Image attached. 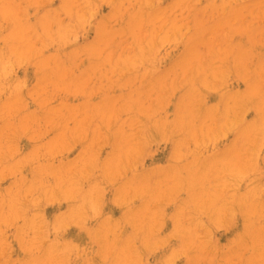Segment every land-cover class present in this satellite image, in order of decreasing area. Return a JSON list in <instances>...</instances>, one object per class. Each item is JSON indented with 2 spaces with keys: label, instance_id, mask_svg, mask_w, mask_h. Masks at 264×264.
Wrapping results in <instances>:
<instances>
[{
  "label": "rangeland",
  "instance_id": "1",
  "mask_svg": "<svg viewBox=\"0 0 264 264\" xmlns=\"http://www.w3.org/2000/svg\"><path fill=\"white\" fill-rule=\"evenodd\" d=\"M183 1L4 0L0 264H264V0Z\"/></svg>",
  "mask_w": 264,
  "mask_h": 264
},
{
  "label": "bare ground",
  "instance_id": "2",
  "mask_svg": "<svg viewBox=\"0 0 264 264\" xmlns=\"http://www.w3.org/2000/svg\"><path fill=\"white\" fill-rule=\"evenodd\" d=\"M184 1H185V0H184ZM184 1H183V2H184ZM187 1H189V0H187ZM195 1H196V0H195ZM213 1H214V0H213ZM220 1H221V0H219L218 2L220 3ZM232 1H233V0H232ZM253 1H254V0H253ZM222 2H224V1H222ZM222 2H221V3H222ZM225 2H226V1H225ZM227 2H229V1H227ZM230 2H231V0H230ZM248 2H250V1H248ZM248 2H245V3H248ZM184 3H186V2H184ZM215 3H216V2H215ZM221 3H220V5H221ZM232 3H233V2H232ZM258 3H259V2H258ZM194 4H195V3H194ZM212 4H213V3H212ZM225 4H226V3H225ZM236 4L238 5V3H236ZM236 4H235V5H236ZM250 4H251V3H250ZM220 5H219V6H220ZM223 5H224V4H223ZM223 5H221V6H223ZM235 5H234L233 7H235ZM214 6L217 7V5H214ZM221 6H220V10L224 11V10L226 9L225 5H224L225 9H224V8L221 9ZM238 6H239V5H238ZM243 6H244V4H243ZM252 6H253V5H252ZM259 6H260V5H259ZM231 9H232V8H231ZM235 9H236V7L234 8V10H235ZM239 9H240V8H239ZM191 10H192V9H191ZM199 10H200V9H199ZM236 10H237V9H236ZM246 10H247V9H246ZM204 11H205V10H204ZM212 11H213V10H212ZM216 11H218V9H217ZM222 11H221V12H222ZM242 11H244V10H242ZM192 13L194 14L195 12H192ZM224 13H225V12H224ZM263 13H264V10H263ZM203 14H204V13H203ZM216 14H217V16H215V18L218 17V12H217ZM216 14H215V15H216ZM220 14H221V13H220ZM220 14H219V15H220ZM242 14H243V15H242ZM242 14H241L242 17H245V16H244V15H245V12L242 13ZM195 15H196V14H195ZM213 16H214V15H213ZM213 16L211 15V18H212V19H213ZM195 17H196V16H195ZM231 17H232V16H231ZM211 18H210V19H211ZM215 18H214L213 20H215ZM253 18H254V17H253ZM253 18H252V19H253ZM207 19H208V18H207ZM230 19H235V17H234V18H230ZM242 19H244V18H242ZM199 20H200V18L198 19V21H199ZM219 21H221V17H220V20H219ZM228 21H229V20H228ZM231 21H232V20H231ZM233 21H234V20H233ZM236 21H237V20H236ZM240 21H241V20H240ZM249 21H250V20H249ZM249 21H248V22H249ZM203 22H204V21H203ZM241 22H242V21H241ZM255 22H257V21H255ZM205 23H206V22H205ZM207 23H208V22H207ZM207 23H206V25H207ZM236 23H237V22H236ZM239 23H240V22H239ZM200 24H201V23H200ZM203 24H204V23H203ZM203 24H201V25H203ZM219 24H220V23H219ZM229 24H230V23H229ZM247 24H248V23H247ZM250 24H251V22H250ZM253 24H254V23H253ZM253 24H252V25H253ZM216 25H217V24H216ZM197 26H198V24H197ZM211 26H212V25H211ZM211 26H210V27H211ZM258 26H259V25H258ZM214 27H215V26H214ZM240 27H241V26H240ZM188 28H189V27H188ZM246 28H247V27H246ZM189 29H190V28H189ZM255 29H256V28H255ZM230 31H231V30H230ZM205 33H207V32H205ZM213 33H214V32H213ZM228 33H230V32H228ZM251 33H253V32H251ZM256 33H257V32H256ZM257 34H258V33H257ZM203 35H205V34L203 33ZM209 35H210V34H209ZM236 35H237V34H236ZM210 36H211V35H210ZM260 37H261V36H260ZM208 38H209V37H208ZM233 38H234V37H233ZM230 39H232V38H230ZM241 39H242V38H241ZM250 39H252V38H250ZM257 39H258V38H257ZM226 40H229V39L227 38ZM226 40H225V41H226ZM235 40H236V39H235ZM235 40H234V41H235ZM239 40H240V39H239ZM197 41H198V40H197ZM240 41H241V40H240ZM261 41H262V40H261ZM199 42H201V41H199ZM202 42H203V41H202ZM206 42H207V41H206ZM206 42H205L204 44L207 46V43H206ZM211 42L213 43V41H211ZM226 42H227V41H226ZM226 42H225V43H226ZM232 42H233V41H232ZM228 43H229V42H228ZM228 43H227V44H228ZM247 43H248V42H247ZM196 44H197V43H196ZM201 44H202V43H201ZM210 44H211V43H210ZM213 44H214V43H213ZM245 44H246V43H245ZM208 45H209V44H208ZM246 45H247V44H246ZM254 45H255V44H254ZM194 46L196 47L195 44H194ZM202 46H203V45H202ZM206 46H205V47H206ZM211 46H212V44L209 46V48H210ZM191 47H192V46H191ZM207 47H208V46H207ZM215 47H216V45L214 46V48H215ZM255 47H256V46H255ZM263 47H264V46H263ZM196 48H197V47H196ZM196 48H195V53H196V51H197ZM192 49L194 50L193 47H192ZM210 49H211V51H212V47H211ZM256 49H257V48H256ZM259 49H260V47H259ZM262 49H263V48H262ZM262 49H261V50H262ZM207 50L209 51V49H207ZM252 50H253V49H252ZM193 52H194V51H193ZM193 52H192L191 50H189V52L186 53L185 60H184V64L181 65L182 68H184V67L186 66L187 61L190 60L191 55H192ZM195 53H194V54H195ZM198 53H199V52H198ZM207 53L210 54V51L207 52ZM196 54H197V53H196ZM199 54H200V53H199ZM229 54H230V53H229ZM238 54H239V53H238ZM207 55H208V54L205 53V54L203 55V57H204V56L206 57ZM198 56H199V55H198ZM203 57H201V55H200L199 57L196 58L197 61L199 62L198 65H197L198 67H201V66H202V63H201V62H203L202 60H204V59H202ZM255 57H256V56H255ZM236 59H237V58H236ZM205 60H206V59H205ZM205 60H204V62H205ZM230 61H231V60H230ZM247 61H248V60H247ZM222 62H223V61H222ZM225 62H226V61H225ZM226 63H227V62H226ZM238 63H240L243 67H245V63H246V61H245V59H243V60L239 61ZM251 64H252V63H251ZM256 64H258V63H256ZM194 65H195V67H196V64H195V63H194ZM252 65H253V64H252ZM252 65H251V66H252ZM213 66H214V65H213ZM225 66H226V65H224V67H225ZM239 66H240V65H239ZM229 67H230V66H229ZM248 67H249V66H248ZM222 68H223V67H222ZM231 69H232V68H231ZM221 71H222V70H221ZM227 71H228V70H227ZM232 71H233V70H232ZM262 71H264V70H262ZM218 72H219V74H220V71H219V70H218ZM257 72H258V71H257ZM214 73H215V71H214ZM228 73H229V72H228ZM228 73H226V75H227ZM252 73H253V72H252ZM258 73H259V72H258ZM229 74H231V72H230ZM229 74H228V75H229ZM255 74H256V73H255ZM207 75H208V74H207ZM216 75H217V73H216ZM228 75H227V76H228ZM249 75H250V74H249ZM259 75H260V74H259ZM262 75H263V74H262ZM262 75H261V77H260L261 79H262ZM214 76H215V75H214ZM222 76H223V74H222ZM222 76H220V77L222 78ZM227 76H226V77H227ZM220 77H219V79H221ZM255 77H256V76H255ZM258 77H259V76H258ZM258 77H257V79L259 80ZM263 77H264V76H263ZM198 78H199V77H198ZM244 79H245V78H244ZM249 79H250V78H249ZM257 79H256L255 81H258ZM198 80H199V79H197V81H198ZM216 81H217V79H216ZM216 81H215V82H216ZM229 81H230V80H229ZM262 81H263V80H262ZM222 82H223V80H222ZM220 83H221V82H220ZM230 83H231V81H230ZM258 83H260V82L258 81ZM221 84H222V83H221ZM225 84H226V82H225ZM231 84H232V83H231ZM191 85H192V84H191ZM219 86H220V85H219ZM227 86H228V85H227ZM229 86H230V85H229ZM190 87H191V86H190ZM194 87H196V86H194ZM194 87H193V88H194ZM221 87H222V86H221ZM199 88H200V87H199ZM204 88H205V90L207 89L206 87H204ZM225 88H226V87H225ZM259 88H260V84H259ZM262 88H263V87H262ZM262 88H260V90H262ZM199 90H200V89H199ZM222 90H223V89H222ZM263 90H264V89H263ZM252 92H256L255 89H252ZM241 93H242V92H241ZM241 93H240V94H241ZM263 97H264V94H263ZM245 98H247V97H245ZM251 99H252V98H251ZM228 101H229V100H228ZM237 101H238V100H237ZM245 101H246V100H245ZM236 103H237V102H236ZM248 103H249V102H248ZM251 103H252V102H251ZM198 104H199V102H198ZM249 104H250V103H249ZM219 105H220V104H219ZM236 105H237V104H236ZM247 105H248V104H247ZM200 106H201V105H200ZM256 106H257V105H256ZM260 106H261V105H260ZM199 108H200V107H199ZM220 108H221V107H220ZM233 108H234V107H233ZM239 108H241V107H238V109H239ZM205 109H206V108H205ZM208 109H209V108H208ZM211 109H212V108H211ZM234 109H236V107H235ZM246 109H248V107H247ZM238 111H239V110H238ZM243 111H244L243 114H245V110H244V109H243ZM243 111H242V112H243ZM246 111H247V110H246ZM215 112H216V111H215ZM230 112H231V110H230ZM191 113H192V112H191ZM195 113H196V112H195ZM235 113L237 114L236 111H235ZM251 113H252V112H251ZM204 114H205V113H204ZM215 114H216V113H214V115H215ZM229 114H230V113H229ZM243 114H242V115H243ZM183 115H184V114H183ZM193 115H194V114H193ZM225 115H226V114H225ZM225 115H224V116H225ZM242 115H241V117H242ZM180 116H181V115H180ZM231 116H232V114H231ZM234 116H235V115H234ZM237 116H238V115H236V117H237ZM217 117H218V116H217ZM221 117H222V116H221ZM236 117H234V118L237 119ZM241 117H240V118H241ZM222 118H223V117H222ZM242 118H243V117H242ZM204 119H206V118H204ZM225 119H226V118H225ZM225 119H224L223 121H225V123H226L227 120H225ZM231 119H233V118L231 117ZM253 119H254V118H253ZM206 120H207V119H206ZM237 120H238V119H237ZM182 121H183V120H182ZM240 121H241V120H239V122H240ZM230 122H231V121H230ZM182 123H183V122H182ZM227 123H228V121H227ZM227 123H226V124H227ZM231 123H232V122H231ZM231 123H228L229 126H233V124L230 125ZM184 124H185V122H184ZM228 124H227V125H228ZM258 125H259V127H261V126H260V123H259ZM234 126H235V125H234ZM247 126H248V125H247ZM186 127H187V126H186ZM201 128H202V127H201ZM201 128H200V130H201ZM244 128H245V127H244ZM262 128H264V126H263ZM231 129H232V128H231ZM194 131H195V130H194ZM251 131H252V129H251ZM261 132H264V131L262 130ZM187 133H189L188 130H187ZM173 135H174V134H173ZM175 135H176V134H175ZM202 135H203V133H202ZM238 135H239V134H238ZM240 135H241V134H240ZM249 135H250V134H249ZM116 136H117V135H116ZM196 136L198 137V135H196ZM235 137H236V136H235ZM242 137H243V136H242ZM195 138H196V137H195ZM186 139H187V138H186ZM242 139L244 140V138H242ZM252 140H253V141H252V145H253V144H254L253 142L255 141V137H254V139H252ZM234 141H235V139H234ZM244 141H245L244 143H246V144L248 145V143L246 142V138H245ZM187 142H188V139H187ZM186 145H187V144H186ZM186 145H185V146H186ZM239 145H240V144H239ZM242 145H243V143H242ZM187 146H188V145H187ZM237 146H238V145H237ZM240 146H241V145H240ZM243 146L245 147V144H244ZM244 147H243V149H246V147H245V148H244ZM187 148H188V147H187ZM235 148H236V147H235ZM239 149H240V147H238L237 151H238ZM237 151H236V149H235L234 152L232 153V158H236V160H237L238 157H239V156H237V155H239V154L241 153V152H239V154H237ZM246 151H247V150H246ZM245 153L247 154V152H245ZM257 154H258V153H257ZM255 155H256V154H255ZM236 156H237V157H236ZM247 156H248V155H247ZM256 156H257V155H256ZM222 157H223V156H222ZM243 157H244V156H243ZM245 157H246V156H245ZM180 158H181V157H180ZM188 158H189V157H188ZM244 159H245V158H244ZM257 159H258V158H257ZM248 160H249V159H248ZM244 161H247V157H246V160H244ZM259 162H261V161H259ZM184 163H185V162H184ZM196 163H197V161H196ZM221 164H222V162H221ZM261 164H262V163H261ZM261 164H260V165H261ZM230 165H231V164H230ZM239 165H240V164H239ZM209 166H210V165H208V167L206 166V169L203 171L202 176H205V175L207 174V172L210 170V167H209ZM227 166H228V165H227ZM244 166H246V165H244ZM247 166H248V164H247ZM262 166H263V165H262ZM199 167H201V166H199ZM219 167H220V166H219ZM221 167H223V166H221ZM260 167H261V166H260ZM202 168H203V165H202ZM232 168H233V167H232ZM242 168H244V167H242ZM246 168H247V167H246ZM233 169H234V168H233ZM226 170H227V169H226ZM226 170H225V171H226ZM183 171H184V170H183ZM237 171H238V170H237ZM242 171H243V169H242ZM182 173H183V172H182ZM227 173H228V172H227ZM231 173H233V172L231 171ZM237 174H238V173H237ZM237 174H236V175H237ZM239 174H242V175H243V172H241V173H239ZM244 174H245V173H244ZM196 175H197V174H196ZM179 177H180V176H179ZM231 177L233 178V176H231ZM235 177H236V176H235ZM238 177H241V175H239ZM261 178H263V177H261ZM177 179H179V178L177 177ZM233 179H234V178H233ZM233 179H232V181H233ZM257 179H258V178H257ZM234 180H236V178H235ZM239 180H241V179H239ZM255 180H256V179H255ZM236 181H237V180H236ZM183 182H184V180H183ZM186 183H187V181H186ZM228 183H229V182H228ZM228 183H227V184H228ZM236 183H239V181H238V182H235V185H236ZM187 184H188V183H187ZM195 185H196V184H195ZM182 186H183V185H182ZM237 186H238V185H237ZM262 187H263V185H262ZM262 187H261V188H262ZM142 188H143V187H142ZM195 188H197V187H195ZM229 188H231V187H229ZM239 188H240V187H239ZM263 189H264V187H263ZM239 190H240V189H239ZM241 190H242V189H241ZM253 190H254V189H253ZM259 190H260V189H259ZM263 191H264V190H263ZM194 195H195V194H194ZM228 197H229V196H228ZM190 198H191V197H190ZM188 200H189V199H186V200H184V201H188ZM227 201H228V200H227ZM225 203H226V201H225ZM228 203H229V201H228ZM232 203H233V202H232ZM204 204H205V203H204ZM204 204H202V205H204ZM233 204H235V203H233ZM255 204H256V203H255ZM183 205H184V204H183ZM204 206H205V205H204ZM204 206H203V207H204ZM223 206H224V205H223ZM226 206H228V205H226ZM233 206H234V205H233ZM254 206H255V205H254ZM240 207H241V206H240ZM225 208H226V207H225ZM223 210H225V209H223ZM233 210H234V209H233ZM221 211H222V210H221ZM223 212H225V211H223ZM236 212H237V211H236ZM253 212H254V211H253ZM219 214H220V213H219ZM224 214H225V213H224ZM235 214H236V213H235ZM250 214H251V213H249V215H250ZM263 214H264V212H263ZM263 214H262V215H263ZM228 215H230V214H228ZM224 216H225V215H224ZM238 216H239V214H238ZM153 217H154V216H153ZM192 217H193V216H192ZM210 217H211V216H210ZM249 217H250V216H249ZM76 218H77V217H76ZM174 218H175V217H174ZM193 218H195V217H193ZM235 218H237V216H236ZM133 219H134V218H133ZM197 219H198V218H197ZM127 220H128V219H127ZM245 220H246V219H245ZM260 220H261V219L259 218V221H260ZM262 220H263V219H262ZM133 221H134V220H133ZM197 221H198V220H197ZM210 222H211V221H210ZM238 222H239V221H238ZM262 222H263V221H262ZM29 223H30V222H29ZM31 223H33V222H31ZM31 223H30V224H31ZM239 223H240V222H239ZM263 223H264V222H263ZM263 223H262V224H263ZM134 224H135V223H134ZM154 224H156V222H154ZM247 224H248V223H247ZM247 224H246V225H247ZM233 226H234V225H233ZM75 227H76V226H75ZM190 227H191V226H190ZM237 227H238V226H237ZM239 227H240V226H239ZM262 227H263V226H262ZM100 228H101V227H100ZM195 228H196V227H195ZM240 228H241V227H240ZM78 229H79V227H78ZM151 229L153 230V227H151L150 230H151ZM189 229H190V228H189ZM228 229H229V228H228ZM228 229H227V230H228ZM232 229H233V228H232ZM262 229H263V228H262ZM227 230H226V231H227ZM236 230H237V229H236ZM247 230H248V229H247ZM228 231H229V230H228ZM228 231H227V232H228ZM230 231H231V229H230ZM260 231H261V228H260ZM34 232H35V231H34ZM90 232H91V231H90ZM99 232H100V231H99ZM232 232H233V231H232ZM238 232H240V231L238 230ZM261 232H262V231H261ZM263 232H264V231H263ZM19 233H20V232H19ZM147 233H148V232H147ZM20 234H21V233H20ZM20 234H19V235H20ZM84 234H85V233H84ZM90 234H91V233H90ZM175 234H176V233H174V236H175ZM229 234H231V233L229 232ZM21 235H22V234H21ZM255 235H256V234H255ZM243 236H244V234H243ZM251 236H253V235H251ZM244 237H245V236H244ZM64 238H65V237H64ZM166 238H167V237L165 236V239H166ZM174 238H175V237H174ZM245 238H246V237H245ZM251 238H253V237H251ZM56 239H58V238L56 237L55 240H56ZM65 239H66V238H65ZM87 239H88V238H87ZM183 239L185 240V237H183ZM243 239H244V238H243ZM247 239H248V238H247ZM23 240H24V239H23ZM66 240H67V239H66ZM88 240H89V239H88ZM91 240H93V239H91ZM104 240H105V238H104ZM146 240H147V239H146ZM156 240H157V239H156ZM244 240H245V239H244ZM255 240H256V239H255ZM255 240H254V243H253V249H254L253 251H255V250H256L258 247H260L261 244H262V243H261V244L259 245V244H258V240H256V242H255ZM19 241H20V239H19ZM21 241H22V240H21ZM57 241H58V240H57ZM84 241H85V242H84V244H85V243H86V239H85V238H84ZM157 241H158V240H157ZM157 241H156V243H157ZM191 241H192V240H190L189 243H191ZM227 241H228V240H227ZM55 242H56V241H55ZM55 242H54V243H55ZM90 242H91V241H90ZM90 242H89V243H90ZM114 242L116 243V242H118V240L116 241V239H115ZM247 242H249V241H247ZM20 243H21V242H20ZM22 243H23V242H22ZM34 243H36V240H35ZM80 243H82V242H80ZM87 243H88V241H87ZM156 243H155V244H156ZM162 243H163V241H162ZM165 243H166V242H165ZM165 243H163L162 245H165V246H166ZM245 243H246V241H245ZM82 244H83V243H82ZM84 244H83V245H84ZM129 244H131L130 241H129ZM132 244H133V242H132ZM132 244H131V245H132ZM146 244H147V243H146ZM159 244H161V242H160ZM246 244H247V243H246ZM40 245H41V244H40ZM80 245H81V244H80ZM86 245H87V244H86ZM114 245H115V244H114ZM114 245H113L112 247H114ZM156 245H158V244H156ZM22 246H23V245H22ZM36 246H38V245L36 244ZM46 246H47V245H46ZM59 246H60V244H59ZM135 246H136V245H135ZM169 246H170V245H169ZM225 246H226V245H225ZM225 246H224V247H225ZM248 246H249V245H248ZM262 246H263V245H262ZM39 247H40V246H39ZM41 247H42V246H41ZM76 247H77V246H75V248H76ZM99 247H100V246H99ZM101 247H102V246H101ZM106 247H107V246H106ZM110 247H111V246H110ZM153 247H154V245H153ZM153 247H151V249H152ZM179 247H180V246H179ZM191 247H193V245H192ZM34 248H35V247H34ZM108 248H109V247H108ZM133 248H134V247H133ZM137 248H138V247L136 246L135 249H137ZM143 248H145V247H143ZM235 248H236V247H235ZM235 248H234V250H235ZM247 248H249V247H247ZM39 249H41V248H38V250H39ZM76 249H77V248H76ZM130 249H131V248H130ZM130 249L128 248V250H130ZM189 249H191V248H189ZM102 250H103V249H102ZM126 250H127V249H126ZM139 250H140V249H139ZM164 250H165V249H164ZM35 251H36V250H35ZM110 251H112V250H109V252H110ZM114 251H115V250H114ZM140 251H141V250H140ZM140 251H139V253H137L138 255L140 254ZM146 251H147V250H146ZM186 251H187V250H186ZM244 251L246 252L247 250L245 249ZM43 252H44V251H43ZM57 252H58V250H57ZM75 252H76V251H75ZM106 252H107V251H106ZM106 252H105V253H106ZM109 252H108V253H109ZM118 252H119V251H118ZM125 252H126V251H125ZM128 252H130V251H128ZM160 252H161V251H160ZM164 252H166V251H164ZM176 252H177V251H176ZM181 252H182V250H181ZM181 252H180V253H181ZM188 252H190V250H189ZM245 252H244V253H245ZM248 252H249V251H248ZM26 253H27V252H26ZM45 253H46V250H45ZM110 253H111V252H110ZM110 253H109V254H110ZM161 253H162V252H161ZM174 253H175V252H174ZM242 253H243V251H242ZM244 253H243V254H244ZM251 253H252V252H251ZM262 253H263V254H262ZM22 254H23V253H22ZM27 254H28V253H27ZM54 254H55V253H54ZM54 254H52V255H54ZM63 254H64V257H65V253H63ZM126 254H127V253H126ZM141 254H142V253H141ZM143 254H144V253H143ZM243 254H242V255H243ZM258 254H260V252H259ZM261 254H262V257L264 258V250H263V252H261ZM41 255H42V254H41ZM41 255H40V256H41ZM98 255L101 256L100 252H98L97 256H98ZM160 255H161V254H160ZM176 255H177V254H176ZM176 255H175V256H176ZM180 255H181V254H180ZM182 255H183V254H182ZM23 256H24V255H23ZM55 256H56V255H55ZM62 256H63V255H62ZM62 256H61V257H62ZM66 256L69 257L68 254H67ZM104 256H105V255H104ZM140 256H141V255H140ZM140 256L138 257V259L140 258ZM225 256H226V255H225ZM24 257H26V254H25ZM42 257H43V256H42ZM105 257H106V256H105ZM136 257H137V256H136ZM178 257H179V255H178ZM56 258H57V256L55 257V259H56ZM126 258H127V257H126ZM176 258H177V256H176ZM180 258H181V257H180ZM180 258H179V259H180ZM217 258H218V257H217ZM244 258H247V257H244ZM25 259H26V258H25ZM102 259H103V258H102ZM108 259H109V257H108ZM108 259H107V260H108ZM135 259H136V258H135ZM135 259H134V260H135ZM140 259H141V258H140ZM174 259H175V258H173V260H174ZM219 259H220V258H219ZM219 259H218V260H219ZM60 260L62 261L63 258L60 259ZM112 260H115V259L113 258ZM125 260H126V259H125ZM129 260H131V259H129ZM132 260H133V258H132ZM168 260H169V258H168ZM177 260H178V259H177ZM242 260H243V259H241V262H242ZM259 260H260V259H257V261H259ZM46 261H47V260H46ZM58 261H59V260H58ZM61 261H60V262H61ZM89 261H90V260H89ZM136 261H137V260L134 261L135 264L137 263ZM170 261H171V260H170ZM182 261H183V260H182ZM243 261H244V260H243ZM248 261H249V260H248ZM254 261H256V260H254ZM261 261H262V260H261ZM261 261H260L259 263H261ZM60 262H59V264H61ZM111 262H112V261H111ZM125 262L127 263V261H125ZM128 262H129V261H128ZM134 262L131 261L130 263L134 264ZM139 262H140V260H139ZM166 262H167V261H166ZM166 262H165V263H166ZM171 262H172V261H171ZM173 262H174V261H173ZM195 262H196V261H195ZM249 262H250V261H249ZM249 262H248V264H249ZM46 263H47V262H46ZM161 263H162V262H161ZM168 263H169V262H168ZM244 263H245V262H244ZM252 263H253V262H252ZM257 263H258V262H256L255 264H257ZM36 264H37V263H36ZM38 264H39V263H38ZM57 264H58V263H57ZM89 264H90V263H89ZM95 264H96V263H95ZM127 264H129V263H127ZM138 264H139V263H138ZM141 264H143V263H141ZM169 264H170V263H169ZM174 264H175V263H174ZM196 264H197V263H196ZM242 264H243V262H242ZM261 264H262V263H261Z\"/></svg>",
  "mask_w": 264,
  "mask_h": 264
},
{
  "label": "clouds",
  "instance_id": "3",
  "mask_svg": "<svg viewBox=\"0 0 264 264\" xmlns=\"http://www.w3.org/2000/svg\"><path fill=\"white\" fill-rule=\"evenodd\" d=\"M9 14V7L4 3V0H0V16H5L7 17ZM93 207L95 208V205H93ZM2 244L3 241H0V254H2ZM65 252H70V249H65ZM6 264V262H5Z\"/></svg>",
  "mask_w": 264,
  "mask_h": 264
}]
</instances>
